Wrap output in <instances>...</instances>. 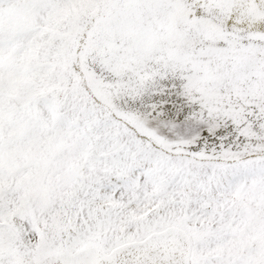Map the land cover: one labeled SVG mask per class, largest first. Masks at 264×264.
<instances>
[{
  "label": "snow or ice",
  "instance_id": "1",
  "mask_svg": "<svg viewBox=\"0 0 264 264\" xmlns=\"http://www.w3.org/2000/svg\"><path fill=\"white\" fill-rule=\"evenodd\" d=\"M0 264H264V0H0Z\"/></svg>",
  "mask_w": 264,
  "mask_h": 264
}]
</instances>
